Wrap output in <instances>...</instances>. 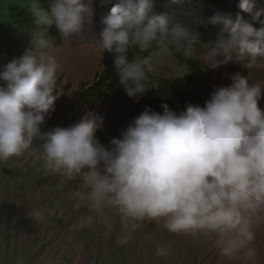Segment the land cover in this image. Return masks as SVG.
Returning a JSON list of instances; mask_svg holds the SVG:
<instances>
[{
    "label": "clouds",
    "instance_id": "clouds-1",
    "mask_svg": "<svg viewBox=\"0 0 264 264\" xmlns=\"http://www.w3.org/2000/svg\"><path fill=\"white\" fill-rule=\"evenodd\" d=\"M93 2L50 0L45 9L31 0L30 6L36 25L54 24L71 40L85 32V20L91 25ZM239 7L252 19L264 12L257 0H240ZM210 22L222 29L217 43L207 47V68L243 62L264 74V28L255 29L239 14L218 12ZM101 24L97 50L101 57L113 56L119 84L136 102L157 87L149 86L152 64L139 54L129 59L130 49L143 52L160 42L193 58L200 45L183 24L170 28L169 16L155 12V0H116ZM60 51L53 38L33 33L20 57L0 65V161L39 142L45 168L66 181L79 178L90 212L101 216L111 208L121 217L125 230L116 241L121 246L149 219L214 247L226 264H256L258 229L264 227V109L259 106L264 75L234 73L230 84L214 87L203 106L188 103L180 112L167 103L160 105L162 112L146 106L105 145L96 136L103 117L91 110L68 127L41 130L58 99ZM95 221L87 215L75 228H90ZM168 254L167 245H157L156 255Z\"/></svg>",
    "mask_w": 264,
    "mask_h": 264
},
{
    "label": "rangeland",
    "instance_id": "rangeland-1",
    "mask_svg": "<svg viewBox=\"0 0 264 264\" xmlns=\"http://www.w3.org/2000/svg\"><path fill=\"white\" fill-rule=\"evenodd\" d=\"M49 2L39 0L35 8L47 9ZM30 4L31 0H0V65L20 57L29 45L31 34L48 35L52 25H36L35 9ZM96 24L102 28V24ZM99 32L91 34L85 29L78 38L63 39L60 55H67L72 49L84 51L81 71L89 74L99 66L95 76L99 75L104 59L97 50L95 37L98 38ZM212 46L202 44L198 53L205 64L211 59L207 47ZM154 47L157 49L147 59L155 75L175 79L188 74L187 65L164 43L154 42L149 48ZM130 51L144 55L147 50L140 52L133 47ZM250 71L254 78L264 75L245 67V75ZM76 83L67 72L60 71L54 94L59 99L65 97L68 104L73 103L82 92L77 95ZM259 106L264 109V96ZM83 191L79 178L66 181L45 168L42 156L30 150L0 161V264H226L214 247L196 243L185 234L170 233L162 222L149 219L139 222L130 233L129 243L117 244L125 230L121 217L111 208L101 216L90 212ZM33 212H39L40 216L32 215ZM90 214L96 216L93 226L76 229L75 224ZM103 217L108 218L107 223ZM159 244L169 247L167 256L156 255ZM257 248L256 264H264V227L258 229Z\"/></svg>",
    "mask_w": 264,
    "mask_h": 264
},
{
    "label": "trees",
    "instance_id": "trees-1",
    "mask_svg": "<svg viewBox=\"0 0 264 264\" xmlns=\"http://www.w3.org/2000/svg\"><path fill=\"white\" fill-rule=\"evenodd\" d=\"M104 4L102 0H94V12L92 21L101 24L102 18L106 17L115 4ZM240 0H155V12L169 16V27L183 24L191 30V35L198 41L197 55L186 58L174 48L164 43L179 61L185 63L188 74L175 79H166L157 76L153 71L149 74L150 87L156 85V89L147 91L138 102L129 98L121 85L119 77L113 66V56L104 52L103 71L98 75L93 84L84 86L79 99L71 104L65 97L57 99L55 111L46 118L41 126L42 132L54 130L57 127L64 128L75 123L85 110H91L103 117V128L96 133L99 141L105 145L110 143L113 137H119L121 131L138 116L146 106L157 112H162L161 104L167 103L173 110L180 112L186 104H200L203 106L214 87L226 86L231 83V77L236 72L245 75V64L229 63L218 68L206 67L198 53L202 51V44L215 45L221 37L222 26L210 22L216 13L231 15L237 14L247 20L255 29L264 28V12L259 18L252 19L239 7ZM257 8L264 9V0H257ZM56 44L61 47L63 38L59 35L53 24L48 32ZM157 48L147 49L143 57L148 58ZM135 53L129 51V59ZM264 59V57H260ZM30 151L42 156L39 142H34Z\"/></svg>",
    "mask_w": 264,
    "mask_h": 264
},
{
    "label": "bare ground",
    "instance_id": "bare-ground-1",
    "mask_svg": "<svg viewBox=\"0 0 264 264\" xmlns=\"http://www.w3.org/2000/svg\"><path fill=\"white\" fill-rule=\"evenodd\" d=\"M85 29L91 33V34H97L101 26L96 24L94 21H92L91 25L88 24L87 20H85ZM64 51V50H63ZM72 52V53H71ZM70 53H67V55H59L58 59L60 60V63L62 64V70L67 72L69 74V78L71 80H77V87L79 88L84 80L91 81L93 77L95 76V72L97 71L98 67L95 68L94 71L91 73H86L82 70V64H80V61L83 60L84 51H81L79 49H72ZM60 54H62L60 52ZM93 67V66H91ZM56 264H59L55 262Z\"/></svg>",
    "mask_w": 264,
    "mask_h": 264
},
{
    "label": "water",
    "instance_id": "water-1",
    "mask_svg": "<svg viewBox=\"0 0 264 264\" xmlns=\"http://www.w3.org/2000/svg\"><path fill=\"white\" fill-rule=\"evenodd\" d=\"M97 77H98V75L95 76L92 81H87L86 83H82L81 86L79 87L77 95L83 90L84 86L93 84L96 81Z\"/></svg>",
    "mask_w": 264,
    "mask_h": 264
}]
</instances>
